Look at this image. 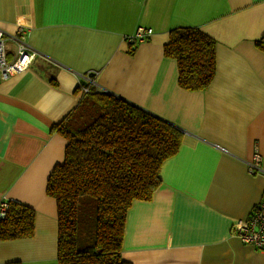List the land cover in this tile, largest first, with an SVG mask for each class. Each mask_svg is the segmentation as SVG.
<instances>
[{"label":"crops","instance_id":"1","mask_svg":"<svg viewBox=\"0 0 264 264\" xmlns=\"http://www.w3.org/2000/svg\"><path fill=\"white\" fill-rule=\"evenodd\" d=\"M152 30L129 53L126 37ZM193 26L215 40L209 85L183 90L168 31ZM25 31L29 67L0 80V201L35 211L32 236L0 240V264H57L55 200L45 193L66 140L51 129L78 103L80 77L181 132L160 185L126 212L121 258L131 264H264L231 225L264 194V0H0V28ZM15 48L14 43L8 40ZM9 58L12 57L8 51Z\"/></svg>","mask_w":264,"mask_h":264},{"label":"trees","instance_id":"2","mask_svg":"<svg viewBox=\"0 0 264 264\" xmlns=\"http://www.w3.org/2000/svg\"><path fill=\"white\" fill-rule=\"evenodd\" d=\"M137 42L129 43V53ZM255 46L264 52V37ZM162 50L175 59L183 90L209 85L215 72L213 38L193 26H176ZM51 129L66 140L63 160L45 186L56 203L57 264H131L121 258L126 212L133 200H148L158 188L160 167L178 150L181 132L92 84ZM34 218L32 208L9 200L0 240L32 236Z\"/></svg>","mask_w":264,"mask_h":264},{"label":"built area","instance_id":"3","mask_svg":"<svg viewBox=\"0 0 264 264\" xmlns=\"http://www.w3.org/2000/svg\"><path fill=\"white\" fill-rule=\"evenodd\" d=\"M151 34L152 30L150 28L137 26L134 33L125 39L128 43L140 42L151 36ZM7 40H11L15 45L14 54L11 58L8 57L9 54L6 49ZM35 55L36 51L25 40V31L22 28L18 27L13 35H6L0 28V80L27 69ZM92 77L89 73L81 75V92L88 91L89 85L94 83ZM247 164L250 173L264 174V169L261 167L262 158L258 153H254ZM8 201L5 198L0 201V218L4 217L6 213ZM231 229L241 242L249 244L264 253V194L260 201L254 205L250 214L242 220L235 221L231 225Z\"/></svg>","mask_w":264,"mask_h":264},{"label":"rangeland","instance_id":"4","mask_svg":"<svg viewBox=\"0 0 264 264\" xmlns=\"http://www.w3.org/2000/svg\"><path fill=\"white\" fill-rule=\"evenodd\" d=\"M8 41V40H7ZM6 41V49H7V51H9L10 52V55H13L14 54V49H13V47L10 45V42H7Z\"/></svg>","mask_w":264,"mask_h":264},{"label":"water","instance_id":"5","mask_svg":"<svg viewBox=\"0 0 264 264\" xmlns=\"http://www.w3.org/2000/svg\"><path fill=\"white\" fill-rule=\"evenodd\" d=\"M89 75L93 76V72L89 73ZM84 83V82H83Z\"/></svg>","mask_w":264,"mask_h":264}]
</instances>
